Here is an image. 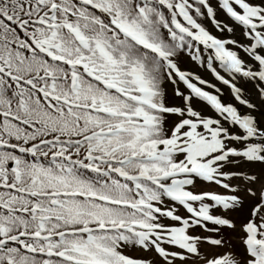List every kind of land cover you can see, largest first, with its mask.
<instances>
[{"label": "snow or ice", "instance_id": "snow-or-ice-1", "mask_svg": "<svg viewBox=\"0 0 264 264\" xmlns=\"http://www.w3.org/2000/svg\"><path fill=\"white\" fill-rule=\"evenodd\" d=\"M241 78L264 0H0V264H264Z\"/></svg>", "mask_w": 264, "mask_h": 264}, {"label": "rangeland", "instance_id": "rangeland-1", "mask_svg": "<svg viewBox=\"0 0 264 264\" xmlns=\"http://www.w3.org/2000/svg\"><path fill=\"white\" fill-rule=\"evenodd\" d=\"M221 18L222 19H227L226 17H224L223 15H221ZM229 23H231V21H229ZM204 24H205V26L211 31V32H213L214 34H216V35H221L220 33H216L215 32V29L213 28V26H212V24L208 21V20H205L204 21ZM225 37L226 36H228V34L227 33H224L223 34ZM234 36H236V37H239V35H240V32H239V30H237L234 34H233ZM182 67L184 68V70H187V71H193V72H196V73H198V74H200V75H204L205 77H208V78H211V80L213 81L214 80V77L213 76H211L210 77V75H209V73L207 72V70L206 69H204V68H201V67H199L196 63H194L193 61H191V60H189L187 57H184L183 58V60H182ZM240 80V82H242V83H245L246 84V89L248 90V92H249V86L252 84V81H250V80H247V79H244V78H241V79H239ZM240 82H239V85L238 86H240ZM216 84L218 83V82H215ZM253 83L255 84V88H256V84L257 83H259L258 81H253ZM261 87H264V84H261L260 85ZM218 87H221L222 88V90H223V93L225 94H223L222 96H223V98H222V100L224 101V102H226L227 103V100H229L230 101V103L232 102V103H234L235 104V101L231 98V96L228 94V92H227V90H226V87L225 86H223V85H218ZM241 87H245V86H241ZM251 92H253L252 91V89H251ZM255 92L257 93V90H255ZM227 98V100H226V98ZM230 97V98H229ZM258 100H260L259 99V96H258V93H257V97H256ZM232 100V101H231ZM253 100H255L254 101V103L256 102V99H253ZM252 100V101H253ZM261 101V100H260ZM198 106H200V105H198ZM202 107V106H201ZM241 107V111H247L246 109H243V107L242 106H240ZM258 108H259V106H258ZM263 110V112H261L260 114L262 115H260V117L259 116H257L256 118H257V120H258V118H263V120H264V109H262ZM209 111V110H208ZM211 113V111H209V114ZM212 114V113H211ZM212 115H214V113L212 114ZM260 122V121H259ZM261 123V122H260ZM261 125H264V123H261ZM240 217H245L246 215H247V206H246V208H245V211H243V212H241V213H239L238 214ZM226 235H231L230 233H226Z\"/></svg>", "mask_w": 264, "mask_h": 264}, {"label": "bare ground", "instance_id": "bare-ground-1", "mask_svg": "<svg viewBox=\"0 0 264 264\" xmlns=\"http://www.w3.org/2000/svg\"><path fill=\"white\" fill-rule=\"evenodd\" d=\"M242 85L243 86H245V87H242L243 88V90H244V92H245V94L250 98V100L252 99H256V105H257V107H256V109L254 110L255 111V116L257 117V116H259L260 117V113L261 112H263V110L262 109H264V101H260V100H258L256 97H257V93L255 92V90H252L253 92V94L252 93H250V92H248V90L246 89V84L245 83H242ZM222 98H223V96H222ZM230 98V97H229ZM232 101V100H231ZM255 100H253V102H254ZM227 103H230V101L229 100H227ZM258 106H259V108H258ZM244 109V108H243ZM213 114V113H212ZM264 115V114H263ZM262 116V115H261ZM258 121H260L261 123H264V120H263V118L261 119V118H258Z\"/></svg>", "mask_w": 264, "mask_h": 264}]
</instances>
